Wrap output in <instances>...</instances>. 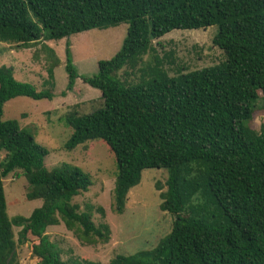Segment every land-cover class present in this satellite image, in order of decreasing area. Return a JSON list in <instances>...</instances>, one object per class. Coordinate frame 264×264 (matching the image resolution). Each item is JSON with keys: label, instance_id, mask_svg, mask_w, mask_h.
<instances>
[{"label": "trees", "instance_id": "1", "mask_svg": "<svg viewBox=\"0 0 264 264\" xmlns=\"http://www.w3.org/2000/svg\"><path fill=\"white\" fill-rule=\"evenodd\" d=\"M120 23L127 24L120 49L99 60L92 76L78 73L66 45L67 88L80 78L100 90L103 106L65 118L72 133L64 148L93 140L108 145L118 213L143 170L164 169L160 209L173 220L153 248L117 254L109 264H264V126L257 132L248 125L264 110V0H0V41L17 47ZM213 25L220 63L174 76L158 57L148 70L138 68L154 51L153 40ZM126 68L139 71V79H121ZM19 96L50 100L54 93L17 80L11 66L0 64V264H16V247L29 235L38 240L31 250L39 264H101L64 261L45 233L58 214L84 243L109 239L107 226L97 227L72 203L91 185L89 175L77 166L48 169V150L17 119H3L4 104ZM16 171L29 184L26 198L42 201L28 217L7 213L3 178ZM14 227L21 228L17 241Z\"/></svg>", "mask_w": 264, "mask_h": 264}, {"label": "rangeland", "instance_id": "2", "mask_svg": "<svg viewBox=\"0 0 264 264\" xmlns=\"http://www.w3.org/2000/svg\"><path fill=\"white\" fill-rule=\"evenodd\" d=\"M127 32V24L120 23L107 29L83 31L60 40L40 39L29 47H17L0 41V64L11 66L19 81L32 84L37 90L52 89L53 99L34 100L25 96L15 97L4 104L3 119H17L21 128L30 131L35 141L48 150L44 164L48 169L62 165L77 166L87 173L91 185L72 199L79 211L88 212L94 224L107 226V243L87 244L79 240L61 221L48 226L45 233L60 250L64 261H85L109 264L117 254L128 255L153 248L170 229L173 216L160 209L161 192L165 191L166 171H142L138 185L127 193L121 213L115 210L113 188L116 161L113 152L102 140L88 141L72 150L64 148L72 128L65 118L71 114H85L103 106L100 90L76 78L71 89L67 88L65 48L70 45L72 62L79 74L92 76L97 72L99 60L110 59L120 49ZM217 26L205 29H175L153 40L154 51L146 54L138 68L147 69L158 57L161 67L169 76L180 72L216 65L223 61L224 53L212 43ZM53 78L49 79V70ZM126 72V73H125ZM126 68L118 72L121 79L137 81L139 71ZM48 82H52L51 85ZM249 127L259 132L264 126V110H256L249 120ZM0 151V159L4 157ZM161 185L160 187H158ZM28 182L16 171L3 178V189L10 218L28 217L41 206L40 199L28 200ZM20 227H14L17 241ZM104 230V229H102ZM37 238L28 236V242L16 247V264H39L32 255L31 245Z\"/></svg>", "mask_w": 264, "mask_h": 264}, {"label": "water", "instance_id": "3", "mask_svg": "<svg viewBox=\"0 0 264 264\" xmlns=\"http://www.w3.org/2000/svg\"><path fill=\"white\" fill-rule=\"evenodd\" d=\"M13 254V252L11 253V255Z\"/></svg>", "mask_w": 264, "mask_h": 264}]
</instances>
